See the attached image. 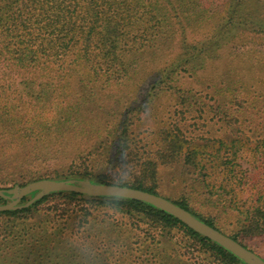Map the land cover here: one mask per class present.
Returning a JSON list of instances; mask_svg holds the SVG:
<instances>
[{"label": "trees", "instance_id": "16d2710c", "mask_svg": "<svg viewBox=\"0 0 264 264\" xmlns=\"http://www.w3.org/2000/svg\"><path fill=\"white\" fill-rule=\"evenodd\" d=\"M164 1L172 9L161 0L147 5L144 0H0V81L21 75L25 91L24 95L0 89V170L13 177L0 180V188L44 177L130 186L162 195L225 233L219 216L209 211L219 208L232 222L228 235L259 254L264 240V88L253 94L250 86L229 74L210 78L209 105L175 82L181 72L195 74L207 57H217L223 43L231 42L232 57L264 58V0H226L227 16L205 51H181L144 78L140 53L150 54L162 39L171 37L164 20L173 16L179 23L178 11L209 6L206 0ZM150 22L157 29L148 31ZM133 25L137 33L131 37ZM137 34L148 39L139 41ZM73 74L80 84L75 93L65 86ZM136 78L142 79L147 103L172 90L176 98L189 101L188 112L210 109L225 132L190 138L178 124L165 125L149 134L153 145H140L145 138L138 140L135 134L131 139L123 116L119 129L109 130L117 140L95 147V157L46 168L61 151L52 148L53 140L86 131V115L97 105L94 88L105 84L113 89L124 81L136 84ZM55 80L65 84L57 86ZM262 82L264 87V78ZM163 178L178 182L180 191L161 194ZM50 198L68 206L62 213L58 203L43 211L39 205ZM21 200L26 202V196ZM74 200L77 203L71 204ZM104 207L130 221L125 225L119 218L94 214ZM141 230L143 236L134 241ZM175 231L180 238L174 239ZM132 240L137 242L134 248ZM183 248H192L198 254L194 258H211L214 264H246L166 211L136 199L55 191L27 207L0 211L4 264H201L184 258Z\"/></svg>", "mask_w": 264, "mask_h": 264}, {"label": "rangeland", "instance_id": "374dc122", "mask_svg": "<svg viewBox=\"0 0 264 264\" xmlns=\"http://www.w3.org/2000/svg\"><path fill=\"white\" fill-rule=\"evenodd\" d=\"M149 1L150 0H144V3L147 5ZM161 1V4H165L168 9H172V6L170 7V5H168L164 0ZM206 3L209 6H204V8H206L205 10L202 8L203 5H199L198 10H194V12L178 11L177 15L181 16L182 22L180 19V22L178 23L179 19H176V17L173 16H169L170 18L164 20L166 21L164 23V27L169 30L171 37L165 40L162 39V42H160L156 48L150 52V54L147 51L145 52L141 50L143 51L140 53L141 63L146 67L144 74H141L142 77H148L151 69L155 66H157L156 68L161 67L162 64L164 66L165 62L167 63L173 60L174 57L181 51L188 50L191 51V54L195 55L197 54L199 48L205 51L206 47L212 40L214 32L220 29L219 26L222 18L224 21V17L227 16V5H225L226 0H206ZM175 8L178 9V5H175ZM170 12L174 13L173 10ZM154 23L155 22L148 23V31H154L157 29L156 27H151ZM171 28L173 29V32H171ZM132 29H134V25L131 28V33L129 34L131 37L137 33ZM242 37L244 36H241L240 38ZM143 38L145 39L147 37H142V35L137 36L139 41H142ZM235 40L238 39L236 38ZM230 46L231 42H227L226 44L223 43L215 54L217 57H207L204 67L202 69H197L195 74L191 71L181 72V74L177 77L175 84L183 88L191 89L192 93L196 96L201 95L205 102L209 105L212 103L211 98H213V94L209 89L211 81L210 78L218 80L221 79L224 74H229L234 78L236 77L242 80L244 86L247 85L248 87H251L250 92L253 94L261 91L264 88L262 82L264 78V58H260V56L254 57L253 54L232 57L230 55ZM143 48L145 50L146 46ZM151 48L152 47H148L146 49ZM27 76L30 77L26 74L25 77ZM75 76L76 74H73V77L68 79L69 83L67 84L63 82L62 84H58L55 80V85L58 86L65 84V86H69V88L73 90L72 93H75L80 88V84L76 81ZM23 79L24 77L21 75H10L6 77V79L4 78L0 81V89H4L5 93L13 92L25 95L24 84L21 81ZM100 82L104 84L103 79H101ZM135 82L136 84H140V86L132 82L124 81L122 84L117 85L113 89L107 87L105 84V87H103V85L95 87L94 101H96L97 105H91L92 112H88V115H86L89 118L87 120L88 124L86 126V131L76 137H73L71 133H66L63 136H59L56 140H53L54 142L52 148H60L61 151L57 152L59 157L58 160L55 161L52 159L53 161L47 162L45 164L47 165L46 168L59 167L61 165L66 166L77 158L95 157L96 155L93 153L95 147H103L104 141L111 139L115 141L117 140V135H110L111 132H109V130H111L113 126H115V129H119L121 123L120 120L123 116L126 117L125 125L129 127V137L133 139V135L139 134L137 136L138 140L140 137L145 138L143 140H139L140 145H144L146 142L153 145L154 140L149 134L165 125L170 126L178 124L185 135L190 138L217 137L225 132L224 127H222L216 119H213V114L210 112V109L205 108L202 113H199L198 111L188 112L186 107H188L187 104L189 101H181L180 98H176L172 90H165L158 96V98L150 103H147L145 100L146 96L142 91V79L138 80V78H136ZM87 87H91V84L87 83ZM119 112H122V116H119ZM112 120L115 121L114 124L111 123ZM244 133H247V130H245ZM146 137L149 140H147ZM48 146L51 145L49 144ZM101 159L104 161L103 158ZM8 173V171L3 169L0 170V180L8 181L12 179V175L8 176ZM186 177L189 178L190 174L186 175ZM84 179L86 178L78 180ZM12 184L13 183L11 182L3 184V186H7V188L3 189L13 187L14 185L11 186ZM15 185H19V183H16ZM160 189L161 194L172 195L173 193L180 191V184L178 182L167 181L163 178ZM32 193L33 194L30 193L25 195L27 200L35 195L37 191ZM11 201V199L3 198V200L0 199V204H9ZM18 203L22 204L25 203V201L20 199ZM56 203L58 204L56 205ZM74 203H77V200H74L71 204ZM67 204L68 203L64 200L50 198L43 201L39 207L45 211L50 205H56L58 209H60L59 213H62V208L67 207ZM209 211L219 216L218 220H220V223L223 224L222 226L225 227V234H230L233 230V226L231 225V220L227 219V214L219 208H211ZM93 212L99 217L109 215L110 217L119 218V220L125 225L130 221L128 216H125L121 212L115 213L112 209L107 207H104L103 209L100 208L99 210H93ZM125 225L124 228L127 227ZM145 227L148 226L145 224ZM138 232V234L134 235V241H138L139 235L143 236V230ZM174 234V239L180 238L177 231H175ZM134 241L133 248L137 245V242ZM257 252L259 253L257 255L264 260V240L259 244ZM182 253L184 258L190 257L191 261H197L201 264H214V262L210 260L211 258H207L208 262L206 259L203 260V258H194L198 256V254L194 253L192 248H183ZM207 256L208 255L205 257ZM0 264H4V262H0Z\"/></svg>", "mask_w": 264, "mask_h": 264}, {"label": "water", "instance_id": "95a60500", "mask_svg": "<svg viewBox=\"0 0 264 264\" xmlns=\"http://www.w3.org/2000/svg\"><path fill=\"white\" fill-rule=\"evenodd\" d=\"M34 191H37V193L30 199H28L25 203H18L23 196L28 195ZM55 191L76 192L96 197H124L150 203L171 214L194 231L223 246L225 249L229 250L238 258L243 260L246 264H264V260L260 258L255 252L244 247L228 234H225L222 231L198 219L189 211L175 204L171 200L159 194L130 186H122L109 183H94L89 179L57 180L42 178L31 181L24 186L14 185L13 187L8 189L0 188V197L12 200L9 204H0V211L27 207L35 200Z\"/></svg>", "mask_w": 264, "mask_h": 264}]
</instances>
